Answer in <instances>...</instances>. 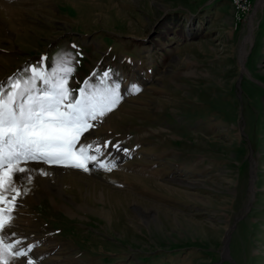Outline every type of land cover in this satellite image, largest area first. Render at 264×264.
I'll list each match as a JSON object with an SVG mask.
<instances>
[{"label":"rangeland","instance_id":"obj_1","mask_svg":"<svg viewBox=\"0 0 264 264\" xmlns=\"http://www.w3.org/2000/svg\"><path fill=\"white\" fill-rule=\"evenodd\" d=\"M248 1L236 25L231 0H0V81L68 51L74 90L112 69L124 98L81 142L127 150H103L111 171L29 164L49 185H21L6 239L34 264H264V0Z\"/></svg>","mask_w":264,"mask_h":264},{"label":"snow or ice","instance_id":"obj_2","mask_svg":"<svg viewBox=\"0 0 264 264\" xmlns=\"http://www.w3.org/2000/svg\"><path fill=\"white\" fill-rule=\"evenodd\" d=\"M77 55L80 54L75 51L59 55L51 69L45 65L48 58L42 57L38 65L0 81V264H14L16 260L34 264L27 258L33 245L18 247L22 240L6 239L7 235L14 236L7 229L23 194L21 185L32 182L33 172L50 174L29 168V164L85 173L92 168L111 171L115 165L101 160L103 150L111 145L115 152L127 151L110 141L105 142L103 150L99 145L81 142L85 133L95 127L93 122L114 111L124 97L121 82L113 79L116 73L112 69L94 72L81 87L70 88ZM140 91L137 84H130L127 89L132 95Z\"/></svg>","mask_w":264,"mask_h":264},{"label":"built area","instance_id":"obj_3","mask_svg":"<svg viewBox=\"0 0 264 264\" xmlns=\"http://www.w3.org/2000/svg\"><path fill=\"white\" fill-rule=\"evenodd\" d=\"M233 3L240 5V14H238V17L234 18L235 24H239L243 22L246 17L249 15L250 9H251V1L248 0H231Z\"/></svg>","mask_w":264,"mask_h":264},{"label":"bare ground","instance_id":"obj_4","mask_svg":"<svg viewBox=\"0 0 264 264\" xmlns=\"http://www.w3.org/2000/svg\"><path fill=\"white\" fill-rule=\"evenodd\" d=\"M232 4L235 6V7H238V10H236V13H237V16H238V14H240V5H238V4H235V3H233V1H232ZM35 168V167H34ZM37 168V167H36ZM33 169V168H32ZM59 173H61V172H59ZM63 174V173H62ZM34 176V175H33ZM40 179V178H39ZM38 180V179H37ZM43 180V179H42ZM41 180V181H42ZM44 182H46L45 184H47V185H49L48 184V182H49V179H48V177L46 176V178L44 179ZM42 183V182H41ZM17 262V261H16ZM16 262H14V263H16ZM19 264V263H18Z\"/></svg>","mask_w":264,"mask_h":264},{"label":"water","instance_id":"obj_5","mask_svg":"<svg viewBox=\"0 0 264 264\" xmlns=\"http://www.w3.org/2000/svg\"><path fill=\"white\" fill-rule=\"evenodd\" d=\"M258 2H260V3H261V2H262V0H259ZM260 3H259V4H260Z\"/></svg>","mask_w":264,"mask_h":264}]
</instances>
